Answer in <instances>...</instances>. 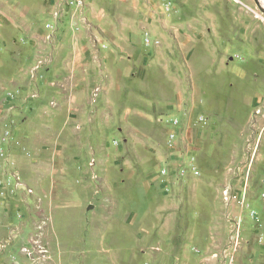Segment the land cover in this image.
Segmentation results:
<instances>
[{
  "label": "rangeland",
  "instance_id": "1",
  "mask_svg": "<svg viewBox=\"0 0 264 264\" xmlns=\"http://www.w3.org/2000/svg\"><path fill=\"white\" fill-rule=\"evenodd\" d=\"M0 264H264L255 0H0Z\"/></svg>",
  "mask_w": 264,
  "mask_h": 264
},
{
  "label": "water",
  "instance_id": "2",
  "mask_svg": "<svg viewBox=\"0 0 264 264\" xmlns=\"http://www.w3.org/2000/svg\"><path fill=\"white\" fill-rule=\"evenodd\" d=\"M256 4L258 5V7L263 11L264 13V8L261 6L260 0H255Z\"/></svg>",
  "mask_w": 264,
  "mask_h": 264
}]
</instances>
